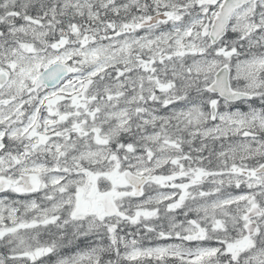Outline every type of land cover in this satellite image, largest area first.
I'll return each mask as SVG.
<instances>
[{"label":"snow or ice","instance_id":"6c2138e0","mask_svg":"<svg viewBox=\"0 0 264 264\" xmlns=\"http://www.w3.org/2000/svg\"><path fill=\"white\" fill-rule=\"evenodd\" d=\"M0 264H264V0H0Z\"/></svg>","mask_w":264,"mask_h":264}]
</instances>
